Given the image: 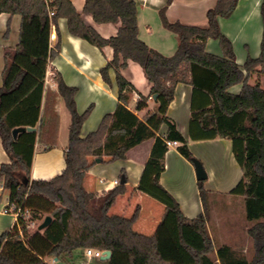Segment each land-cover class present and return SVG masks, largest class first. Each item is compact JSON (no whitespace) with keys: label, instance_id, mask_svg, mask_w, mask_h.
Here are the masks:
<instances>
[{"label":"trees","instance_id":"16d2710c","mask_svg":"<svg viewBox=\"0 0 264 264\" xmlns=\"http://www.w3.org/2000/svg\"><path fill=\"white\" fill-rule=\"evenodd\" d=\"M237 1L216 0L206 12L205 26L169 21L161 11L163 26L178 39L174 53L164 55L138 37L136 0H84L82 13L90 14L95 22L118 23L115 35L107 38L84 23L71 0H0V13L20 16L18 41L11 54H4L0 86V140L9 157L8 163L0 164V185L8 191V205L18 207L27 199L29 220L38 222L45 215L51 216L42 232L28 235L21 218L3 232L0 264H57L74 252L80 258L83 249L89 247L110 250L103 264H264V87L258 80L250 82L253 73L264 74V32L259 56L247 57L240 66L231 41L218 24V17H229ZM49 8L54 11L52 15ZM259 10L264 24V0ZM59 18L66 19L70 34L98 48L108 45L113 49L112 59L100 74L108 83L109 69L115 71L117 104L96 129L83 136L81 127L90 108L79 113L76 87L58 76L57 94L70 114L65 165L50 179H32L34 144L37 138L51 141L56 130V116L51 113L44 125L40 110L46 66L59 48V41L50 46V29ZM8 26L9 20L5 34ZM209 38L218 41L220 55L206 50ZM128 60L141 66L151 85L148 96L138 97L135 110L145 107L149 96L155 95V108L144 118L127 107V92L133 85L120 71ZM178 83L192 87L188 138L167 114ZM234 84L241 85L238 93L229 92ZM47 97L53 94L46 91ZM161 125L166 127L163 132ZM15 127L34 130L17 132L14 137ZM216 137L231 141L233 157L242 172L229 193L243 201L249 222L246 232L253 245L250 257L227 244L217 245L210 237L204 180L196 181L203 212L193 218L182 213L176 198L159 182L165 169L166 141L176 142L177 151L192 162L188 139ZM150 138L154 141L136 190L162 203L165 209L154 233L144 235L132 228L138 206L130 216L108 213L116 197L125 192L126 179L97 198L87 197L83 180L94 164L125 159L129 149ZM122 177L126 178L123 171ZM45 255L56 260L48 263L43 260Z\"/></svg>","mask_w":264,"mask_h":264},{"label":"crops","instance_id":"0c3cea01","mask_svg":"<svg viewBox=\"0 0 264 264\" xmlns=\"http://www.w3.org/2000/svg\"><path fill=\"white\" fill-rule=\"evenodd\" d=\"M261 1L238 0L229 17H218L220 31L231 41L235 60L240 66L243 65L247 57L256 58L260 54L262 32H264V24H262L259 10ZM136 2L138 37L149 47L164 55H171L177 48L178 39L174 32L163 26L161 11L169 21L205 26L207 23L206 12L215 5L216 0H136ZM71 3L78 12L82 13L84 0H71ZM0 18L4 32L9 20L8 37L4 40V44L0 49L1 55L4 56L6 52L11 54L14 51L18 41L20 16L18 14L0 13ZM82 19L86 25L93 27L102 37H110L115 35L117 31L118 23H97L90 14L84 13H82ZM57 41H59L57 54L48 61L46 66V70L55 73L50 81L56 82V85L44 87L40 110L41 122L44 125L48 123L51 113L56 116V130L51 141L37 138L34 144L30 168L32 179H50L59 174L65 165L64 151L68 144L70 114L63 99L57 94L56 78L58 76L65 84L76 87L75 105L77 111L82 113L90 108L81 127L83 136L96 129L102 117L106 113L112 112L117 104L115 71L109 69L108 83L103 80L100 74V69L112 59L113 49L108 45L98 48L88 41L70 34L65 18H59L56 26L51 25L50 46L53 47ZM206 50L216 55L221 54L216 39L209 38L207 40ZM120 73L133 85L132 90L127 92V107L139 118H144L146 113L154 110L155 101L149 96L146 106L140 110H135L138 97L148 96L151 87L143 73V69L138 63L128 60L127 66ZM255 80H258L261 86L264 87V74L253 73L250 82ZM1 83L2 77L0 78V86ZM240 88V84H234L229 88V92L238 93ZM46 91H50L53 97L46 98ZM191 91L192 87L190 85L178 83L174 90L173 99L167 109L168 116L176 122L177 128L185 138H188ZM46 105H48L47 108ZM165 128V125H161L160 132H163ZM153 141L150 138L132 147L127 151L125 159L94 164L86 172L83 180L87 197L97 198L104 191L112 189L120 183L115 184L114 180H120V173L123 171L126 177L125 192L116 197L108 213L130 216L138 206V217L132 224V228L144 235L154 233L165 209L162 203L156 200L160 203L158 204L149 195L136 190ZM199 142H205V144L213 142V144L216 143L222 147V154L228 158L231 168L234 169L233 178L231 177L230 183L224 186L225 188L210 189V192L221 196L230 194L229 191L238 182L242 174L233 157L231 141L223 137L202 140L188 139V147L192 143L199 144ZM8 162L9 157L0 140V164ZM176 163H181L186 167L187 180L185 181L187 182L184 183L180 180L178 170L174 167ZM164 164L165 169L160 175L159 182L176 198L182 213L188 218H193L203 212L193 164L177 151L176 145L169 147L165 152ZM206 173L208 179L209 176L213 177L215 175V170L210 167ZM236 196L239 198L237 202L242 203L243 206L242 198L239 195ZM7 205L8 191L2 189L0 185V235L17 224V218L12 212H3ZM21 208L23 210L30 209L26 198L21 204ZM247 225L243 222L239 233H229L232 240L222 243L243 251L244 242L249 241L245 237ZM207 227L209 229V225ZM35 231L42 232L37 228ZM242 240H244L243 243ZM77 255L78 253L74 252L71 258L62 259L57 264H79L81 260L76 258ZM43 260L53 262L56 259L50 257L49 260H46L43 257ZM102 261L105 260L90 259L87 260L86 264H97L99 262L103 264Z\"/></svg>","mask_w":264,"mask_h":264},{"label":"rangeland","instance_id":"374dc122","mask_svg":"<svg viewBox=\"0 0 264 264\" xmlns=\"http://www.w3.org/2000/svg\"><path fill=\"white\" fill-rule=\"evenodd\" d=\"M3 18V16H1ZM18 34V33H17ZM8 37V33L5 34L4 28L1 24V18H0V49L1 46L4 44V40ZM4 66V56L0 53V75L2 77V70ZM0 77V78H1ZM208 143V142H206ZM193 158L199 160L205 171L212 167L215 170V175L209 176L208 179L204 180L202 182L203 188L207 191V195L205 196L207 200V207H208V222L207 225H209L208 233L210 231L209 235L214 243L217 245L223 244L222 242H228L229 240H232L229 236V233L238 232L241 230L242 223L248 224L249 222L245 218L244 210L242 203L237 202L238 196L235 194H228L226 196H221L217 194H213L210 192V189H221L224 186H227V184L230 183L231 177L233 178L234 169L231 168L228 158L225 157L224 154H222V147L218 144L208 143L205 144L202 142H199V144L192 143L189 147ZM190 162V161H189ZM192 164V162H190ZM174 167L176 170H178L180 180L182 182H187V170L184 165L181 163L175 164ZM194 178V177H193ZM195 179V178H194ZM180 181V182H181ZM225 188V187H224ZM153 201L158 203L156 200L151 198ZM160 204V203H158ZM38 221V223H40ZM37 227L35 228H27V233L30 235L35 231ZM246 239L249 241L242 240V243L244 242L245 246L242 247V251L245 255L248 257L252 256L253 254V245L252 240L250 237L246 234ZM242 238V236H241ZM238 250V249H236ZM44 258L46 260L50 259V256L45 255ZM52 263V261L48 262ZM215 264H219L216 262Z\"/></svg>","mask_w":264,"mask_h":264},{"label":"built area","instance_id":"2783aa9c","mask_svg":"<svg viewBox=\"0 0 264 264\" xmlns=\"http://www.w3.org/2000/svg\"><path fill=\"white\" fill-rule=\"evenodd\" d=\"M53 13H54V11L51 8H49V15H52ZM53 76H55V73L49 72L48 70H46L45 78H44V87L56 85V82L50 81L51 78H53ZM166 145L169 148L173 145H176V142L166 141ZM114 183L118 184L119 180L115 179ZM28 211H29V209L23 210L21 208V206L16 207L13 204L7 205V208L3 209V212H5V213L12 212L16 216L17 221L19 218L23 219L26 223L25 224L26 229L27 228H35V227H37V225L39 223L35 220H32V219L29 220V218H28L29 212ZM19 233L21 235H24L23 230L21 228H19ZM103 255H104V250H102V249L91 248V247L85 248V249H83L81 256L79 258L81 260V262L79 264H86L87 260H90V259H100L101 256H103Z\"/></svg>","mask_w":264,"mask_h":264},{"label":"water","instance_id":"95a60500","mask_svg":"<svg viewBox=\"0 0 264 264\" xmlns=\"http://www.w3.org/2000/svg\"><path fill=\"white\" fill-rule=\"evenodd\" d=\"M151 98L154 100L155 99V95H152ZM24 130H28V131H32L34 130V128L32 127H15L12 129V134L15 137L17 132L20 131H24ZM192 164L194 167V172H195V178L196 180H206L207 179V173L205 171V169L203 168L202 163L197 160V159H193L192 160ZM120 183H124L125 182V178H121ZM51 221V216L50 215H45L44 218L42 219V221L37 225V229L38 230H42L44 229ZM111 255L110 250H104V255L101 256V260H107Z\"/></svg>","mask_w":264,"mask_h":264}]
</instances>
